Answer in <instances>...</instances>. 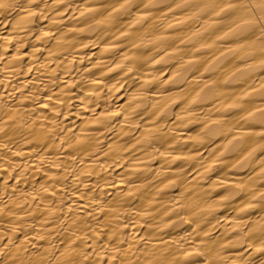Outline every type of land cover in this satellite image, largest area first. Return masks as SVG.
<instances>
[{
    "label": "bare ground",
    "instance_id": "1",
    "mask_svg": "<svg viewBox=\"0 0 264 264\" xmlns=\"http://www.w3.org/2000/svg\"><path fill=\"white\" fill-rule=\"evenodd\" d=\"M3 2L0 264H264V0Z\"/></svg>",
    "mask_w": 264,
    "mask_h": 264
},
{
    "label": "snow or ice",
    "instance_id": "2",
    "mask_svg": "<svg viewBox=\"0 0 264 264\" xmlns=\"http://www.w3.org/2000/svg\"><path fill=\"white\" fill-rule=\"evenodd\" d=\"M10 5H7L6 3L3 2V0H0V8H5V7H9ZM229 7H232L231 5H229ZM262 28H264V25H261ZM260 250H264V249H260Z\"/></svg>",
    "mask_w": 264,
    "mask_h": 264
}]
</instances>
